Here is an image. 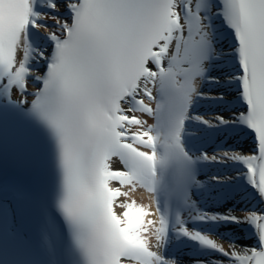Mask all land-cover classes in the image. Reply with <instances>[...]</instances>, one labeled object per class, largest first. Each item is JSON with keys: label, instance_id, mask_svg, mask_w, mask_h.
I'll list each match as a JSON object with an SVG mask.
<instances>
[{"label": "snow or ice", "instance_id": "6c2138e0", "mask_svg": "<svg viewBox=\"0 0 264 264\" xmlns=\"http://www.w3.org/2000/svg\"><path fill=\"white\" fill-rule=\"evenodd\" d=\"M226 129L251 137L247 154L192 143ZM26 132L42 151L22 149ZM111 181L153 194L155 250L151 213L131 200L117 214L128 192ZM236 181L264 203V0H0V264H181L167 253L181 239L192 264H264V208L215 187ZM241 225L247 244L211 238Z\"/></svg>", "mask_w": 264, "mask_h": 264}, {"label": "bare ground", "instance_id": "6f19581e", "mask_svg": "<svg viewBox=\"0 0 264 264\" xmlns=\"http://www.w3.org/2000/svg\"><path fill=\"white\" fill-rule=\"evenodd\" d=\"M131 200H135L137 202L138 205H144L146 207V209L151 213L150 217L151 220L155 218V210L151 205V202L147 199L142 200L138 197L137 192L135 189H131V191L128 193L127 196H122L120 199H118L115 202V209L116 211H118L119 214H122L123 209L119 207V204L122 202H127V201H131ZM145 221H147V218H144ZM146 236V235H145ZM147 239L149 237V235L146 236Z\"/></svg>", "mask_w": 264, "mask_h": 264}]
</instances>
